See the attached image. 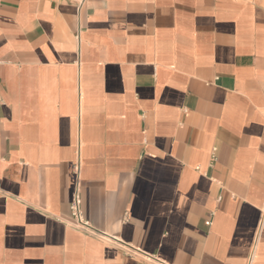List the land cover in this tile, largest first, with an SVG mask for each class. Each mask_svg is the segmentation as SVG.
<instances>
[{
    "label": "crops",
    "instance_id": "crops-1",
    "mask_svg": "<svg viewBox=\"0 0 264 264\" xmlns=\"http://www.w3.org/2000/svg\"><path fill=\"white\" fill-rule=\"evenodd\" d=\"M77 178L107 235L171 264H246L264 0H0V264H151L71 223Z\"/></svg>",
    "mask_w": 264,
    "mask_h": 264
},
{
    "label": "built area",
    "instance_id": "built-area-1",
    "mask_svg": "<svg viewBox=\"0 0 264 264\" xmlns=\"http://www.w3.org/2000/svg\"><path fill=\"white\" fill-rule=\"evenodd\" d=\"M78 166H75V170L77 171ZM69 214L71 218V223L79 227L80 229H83L85 232L96 235L98 237L107 239L108 241H111L115 243L116 245L122 247L123 249L127 250L128 252L132 253L133 255L139 256L142 259L146 260L147 262L151 264H171L160 257H158L155 254L152 253H147L137 247L131 246L126 244L123 241H120L116 237L107 235L103 231H100L96 229L91 223L84 217L82 209H81V195H80V188H79V180L77 178L76 185L72 191L71 198L69 201ZM207 224H210V221L206 222ZM264 224V202L262 203L261 209H260V218L258 222V228L254 240V244L252 247V250L249 254V257L247 259L246 264H253V259H254V252H255V247H256V241L258 238V235L260 233V230Z\"/></svg>",
    "mask_w": 264,
    "mask_h": 264
}]
</instances>
